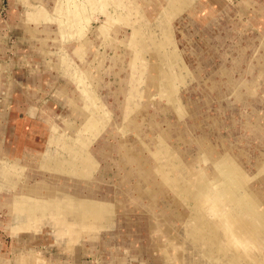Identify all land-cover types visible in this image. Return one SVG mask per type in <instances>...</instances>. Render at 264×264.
I'll use <instances>...</instances> for the list:
<instances>
[{"label": "rangeland", "instance_id": "1", "mask_svg": "<svg viewBox=\"0 0 264 264\" xmlns=\"http://www.w3.org/2000/svg\"><path fill=\"white\" fill-rule=\"evenodd\" d=\"M47 1L0 0L2 164L22 171L64 158L79 175L57 183L55 172L42 175L89 197L97 210L105 206L103 220L88 229L3 207L0 264H231L224 243L212 238L215 222L240 211L224 202L218 181L210 196L202 192L204 175L218 177L195 141L219 143L226 166L264 190V0ZM80 12L83 32L66 26L64 39L58 24L72 25ZM42 31L55 45L41 49ZM168 55L190 65L188 86L175 97L199 106L188 104L191 118L175 111L169 86L154 77ZM90 122L102 138L87 141ZM124 141L128 154H145L172 178L165 193L145 167L120 163ZM241 237L245 259L264 256V229L255 240Z\"/></svg>", "mask_w": 264, "mask_h": 264}, {"label": "bare ground", "instance_id": "2", "mask_svg": "<svg viewBox=\"0 0 264 264\" xmlns=\"http://www.w3.org/2000/svg\"><path fill=\"white\" fill-rule=\"evenodd\" d=\"M40 1L45 2L46 0ZM53 1L55 0H48L47 3H52ZM72 16V25L68 23L58 24V29L60 33L62 32L64 39H66V26L70 29H74L79 33L83 32L84 28L81 27V21L84 17L82 15V12H80V15L78 17H76L74 13L72 14ZM76 20H78V22H76ZM42 33L43 34L40 35L42 37L47 36V38L45 39L46 44L43 42H39L41 49L45 48L44 46L55 45L56 40L53 39L51 41V36L47 31H42ZM38 40L40 41V39ZM64 62H66V60ZM189 66L190 65H188V63H185V65H176L175 58L169 56V64L166 68L160 67L157 70V67L155 65L153 70L154 77L158 78L161 82L169 86V94L172 97V107L176 112L182 115L183 118H191L192 116H194L191 113V110L188 108V104H193V110L197 111V109L199 108V106L195 103L188 102L187 100L181 99L180 97H175L180 95L181 87H185L186 89L188 86L187 79L190 77V74H187L186 70L189 68ZM231 85H234V83H232ZM230 90L232 91L231 87ZM203 94L205 97L207 93L203 92ZM97 100L98 98L93 94V96L91 97V101L95 103ZM185 101L188 102L186 105H184ZM90 123L91 124H88L87 127V130L90 131L87 141H90L89 139L97 140V138H102L103 136L98 134L100 130L97 123ZM195 143L200 147V157L209 158L212 161V173H214L218 177L214 182L211 181L210 177L208 178L204 175L202 192L204 194L208 192L210 196V185L212 183L213 185H216V182L218 181V185L221 186L222 192L224 193V202H232L233 204L236 203L237 209L240 211V214H234L233 212L229 211L230 215L232 214L231 220L230 218H222L220 221H217L218 223L215 222L214 229L216 232V236L212 238L214 240V243H216L217 245H219L220 243H224V250H226V253H229L231 255V264H264V256L262 253H260L259 255L257 253H252L251 255L248 254L249 261L245 259V257L242 256L241 253H239V249L244 248L242 240L243 237H241L242 235L250 234L253 239L255 238V235L263 233L264 190L247 187L246 180L243 178V176L226 166L223 159L225 149H223V147L219 143H207L205 139H203L201 142L195 141ZM126 148V142L124 141L121 145V151L125 153V156L124 154H121L122 152L120 153V163L135 162L136 164L138 163L142 165L143 167H145V169L148 170L146 171V175L148 177H152L155 181H157L159 190L165 193L166 188H168L167 184L171 182L172 178L168 174H165L163 172V169L160 165L156 164L157 168L151 167L147 159L145 158V154H143L142 156L135 153L128 154L129 152L126 151ZM77 154L81 156L80 159H84L88 156L89 160L93 161V157L90 154L81 155L79 152H76V155ZM5 156H7V152L4 149V152L2 154L0 153V189H6L7 192L13 191L15 193H18V198L7 199L4 194L0 193V209H2L3 207H7L11 211L17 209L19 212L27 215H32L40 221L42 219H49V217L55 216L62 223H64L66 219L69 218L70 220H73V222H78L81 228L88 229L89 227H92L96 219H99L100 221L103 220L101 215H103L102 208H105V206H100L101 209L97 210L95 209V206L97 205L96 202H93L89 197L84 198V196L80 193H77L76 190H71V188L69 190V188H67L66 186L61 188H58V186H51L52 181H54L55 183H57V180L71 181L72 177L79 175L80 170L78 169V167L75 166L73 168V166H65L66 164L70 163H68L64 158H60L59 156H57L55 157L54 161L41 162L39 164V167L36 168L30 167V169L28 168L26 170H22L23 172L21 171V169L13 168V170L11 171L9 170L8 166H4L2 164L3 159L5 160ZM60 166H63L61 167V170H59ZM43 168L53 171V173L55 172L52 176L53 178H51L52 181L42 175L44 174L43 170H41ZM27 174L35 176L39 175V177L32 182H28L26 180L27 178H25ZM228 174H231V176L229 177ZM199 176H201V174ZM42 180L46 182L42 183ZM4 187L5 189H3ZM215 196H217V194ZM74 204H76L77 207L73 206ZM114 216H118V213H115ZM115 217L114 219H112L111 217L110 218L115 221ZM251 218L252 222H249ZM235 225H237V227ZM69 231L71 232L72 240H75L79 237L77 236V232H79L78 229H72ZM136 240L141 241L140 238H137ZM136 240L134 244L135 249H138V251H140L139 253L143 254L140 246L141 243H139V241L138 243H136Z\"/></svg>", "mask_w": 264, "mask_h": 264}, {"label": "crops", "instance_id": "3", "mask_svg": "<svg viewBox=\"0 0 264 264\" xmlns=\"http://www.w3.org/2000/svg\"><path fill=\"white\" fill-rule=\"evenodd\" d=\"M32 63V62H31ZM27 66H29V63L27 62ZM26 72H27V74L29 75V73H28V70H26ZM30 76H32V75H30ZM41 89H43L42 87H41ZM43 91V90H42ZM41 93V92H40ZM34 94V93H33ZM33 104V103H32ZM32 107L33 108H36L37 109V107H34V105H32ZM139 221V220H138ZM142 222H143V220H142ZM142 222H138V224L140 223H142Z\"/></svg>", "mask_w": 264, "mask_h": 264}]
</instances>
